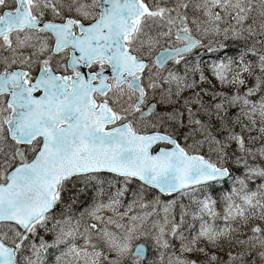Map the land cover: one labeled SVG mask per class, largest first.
I'll list each match as a JSON object with an SVG mask.
<instances>
[{"label": "snow or ice", "instance_id": "obj_1", "mask_svg": "<svg viewBox=\"0 0 264 264\" xmlns=\"http://www.w3.org/2000/svg\"><path fill=\"white\" fill-rule=\"evenodd\" d=\"M0 264H264V0H0Z\"/></svg>", "mask_w": 264, "mask_h": 264}]
</instances>
